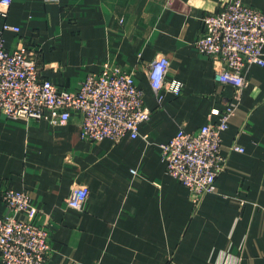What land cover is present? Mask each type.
I'll return each instance as SVG.
<instances>
[{
	"label": "crops",
	"instance_id": "obj_1",
	"mask_svg": "<svg viewBox=\"0 0 264 264\" xmlns=\"http://www.w3.org/2000/svg\"><path fill=\"white\" fill-rule=\"evenodd\" d=\"M226 1L0 3V27H19L37 52L40 77L71 91L111 62L134 72L151 111L136 138L118 142L81 139L75 110L62 125L0 116V192H29L36 221L51 232L46 264H166L169 257L175 264H264V64L245 67L234 99V87L214 80L212 61L194 45L203 13ZM242 1L264 11V0ZM14 37L5 31V45ZM160 54L169 59L166 78L182 91L157 103L143 67ZM228 102L236 105L220 135L225 166L215 191L194 207L186 187L166 174L158 143L217 121L212 111ZM75 184L89 190L80 209L67 205ZM6 212L0 195V216Z\"/></svg>",
	"mask_w": 264,
	"mask_h": 264
},
{
	"label": "built area",
	"instance_id": "obj_2",
	"mask_svg": "<svg viewBox=\"0 0 264 264\" xmlns=\"http://www.w3.org/2000/svg\"><path fill=\"white\" fill-rule=\"evenodd\" d=\"M10 2L0 0L4 7ZM5 31L15 33L9 46L5 45ZM194 45L212 61L214 80L232 85L234 99H238L246 83L245 67L264 64V11L242 0H228L218 10L203 13ZM168 67L169 59L162 54L143 67L157 103L166 92L179 95L182 91L180 81L166 78ZM143 94L134 72L111 62L103 63L98 72L87 73L74 90L62 89L40 77L37 52L19 35V27L8 23L0 27V116L45 119L62 125L75 110L80 117L81 139L118 142L136 138L140 123L150 118ZM235 105L228 102L221 111L213 110L219 115L217 121L191 131L179 129L158 143L166 174L186 187L194 207L205 194L215 191V179L224 169L220 135ZM232 149L243 150L236 144ZM88 193L86 185H73L67 205L80 209ZM0 195L7 207L0 216L1 264H46L52 250L51 232L46 223L36 221L38 209L31 204L29 192L3 187ZM166 264L175 262L169 257Z\"/></svg>",
	"mask_w": 264,
	"mask_h": 264
}]
</instances>
